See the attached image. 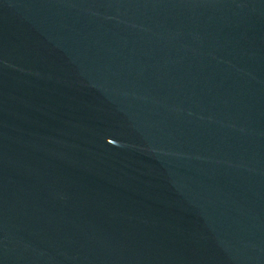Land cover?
Returning a JSON list of instances; mask_svg holds the SVG:
<instances>
[{
	"label": "water",
	"instance_id": "1",
	"mask_svg": "<svg viewBox=\"0 0 264 264\" xmlns=\"http://www.w3.org/2000/svg\"><path fill=\"white\" fill-rule=\"evenodd\" d=\"M0 264H264V0H0Z\"/></svg>",
	"mask_w": 264,
	"mask_h": 264
}]
</instances>
